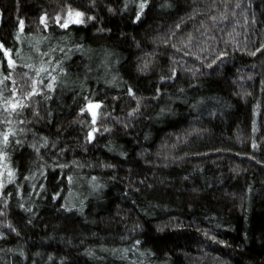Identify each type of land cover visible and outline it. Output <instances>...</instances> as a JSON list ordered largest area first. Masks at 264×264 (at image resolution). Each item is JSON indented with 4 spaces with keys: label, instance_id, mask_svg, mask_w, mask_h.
<instances>
[{
    "label": "trees",
    "instance_id": "1",
    "mask_svg": "<svg viewBox=\"0 0 264 264\" xmlns=\"http://www.w3.org/2000/svg\"><path fill=\"white\" fill-rule=\"evenodd\" d=\"M0 45V264H264V0H0Z\"/></svg>",
    "mask_w": 264,
    "mask_h": 264
},
{
    "label": "snow or ice",
    "instance_id": "2",
    "mask_svg": "<svg viewBox=\"0 0 264 264\" xmlns=\"http://www.w3.org/2000/svg\"><path fill=\"white\" fill-rule=\"evenodd\" d=\"M143 7H144V5L142 4V5H141V8H143ZM68 15H69V17H71L72 14L69 13ZM82 15H83V14L80 13V12H76V13H75V16H76L77 18L81 17ZM75 22L79 23L80 20L77 19ZM20 26H21V28L23 27V21H20ZM62 26H63V27H67V23H65V24L62 25ZM0 47H2V45H0ZM8 63H9V65H12L14 62L11 61V60H9ZM5 79H7V77H5ZM49 87H50V85H49ZM11 107L13 108V110H15L17 107H22V105H20V104H12ZM7 140H8V136L5 135V136H4V141L7 142ZM9 175H11V173H9Z\"/></svg>",
    "mask_w": 264,
    "mask_h": 264
},
{
    "label": "rangeland",
    "instance_id": "3",
    "mask_svg": "<svg viewBox=\"0 0 264 264\" xmlns=\"http://www.w3.org/2000/svg\"><path fill=\"white\" fill-rule=\"evenodd\" d=\"M75 19L77 20V19H79V18H75ZM69 21L72 22L73 19L71 18ZM1 186H2V179H1V176H0V190H1ZM89 186H90V185H89Z\"/></svg>",
    "mask_w": 264,
    "mask_h": 264
}]
</instances>
